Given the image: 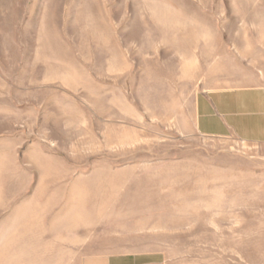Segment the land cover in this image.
Returning a JSON list of instances; mask_svg holds the SVG:
<instances>
[{
    "label": "rangeland",
    "instance_id": "374dc122",
    "mask_svg": "<svg viewBox=\"0 0 264 264\" xmlns=\"http://www.w3.org/2000/svg\"><path fill=\"white\" fill-rule=\"evenodd\" d=\"M259 52L264 0H0V264H264V143L196 129Z\"/></svg>",
    "mask_w": 264,
    "mask_h": 264
},
{
    "label": "crops",
    "instance_id": "0c3cea01",
    "mask_svg": "<svg viewBox=\"0 0 264 264\" xmlns=\"http://www.w3.org/2000/svg\"><path fill=\"white\" fill-rule=\"evenodd\" d=\"M252 61V82L234 80L232 86L211 90L198 99L196 129L201 134L233 135L242 141L264 143V52L255 53ZM78 261L73 264H167L163 258L131 254L90 256Z\"/></svg>",
    "mask_w": 264,
    "mask_h": 264
}]
</instances>
